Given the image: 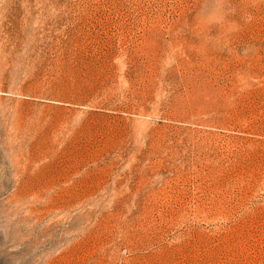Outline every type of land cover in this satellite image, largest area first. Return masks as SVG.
<instances>
[{"label": "rangeland", "instance_id": "obj_1", "mask_svg": "<svg viewBox=\"0 0 264 264\" xmlns=\"http://www.w3.org/2000/svg\"><path fill=\"white\" fill-rule=\"evenodd\" d=\"M0 264H264V0H0Z\"/></svg>", "mask_w": 264, "mask_h": 264}]
</instances>
